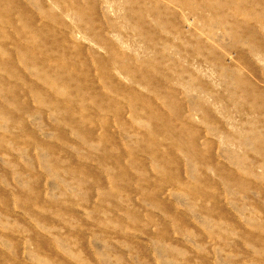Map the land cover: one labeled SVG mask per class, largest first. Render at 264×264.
Masks as SVG:
<instances>
[{
  "label": "rangeland",
  "instance_id": "1",
  "mask_svg": "<svg viewBox=\"0 0 264 264\" xmlns=\"http://www.w3.org/2000/svg\"><path fill=\"white\" fill-rule=\"evenodd\" d=\"M263 93L264 0H0V264H264Z\"/></svg>",
  "mask_w": 264,
  "mask_h": 264
},
{
  "label": "bare ground",
  "instance_id": "2",
  "mask_svg": "<svg viewBox=\"0 0 264 264\" xmlns=\"http://www.w3.org/2000/svg\"><path fill=\"white\" fill-rule=\"evenodd\" d=\"M131 1H132V0H131ZM136 25H137V24H136ZM139 25H140V24H139ZM142 27H143V26H142ZM235 28H237V27H235ZM137 29H139V28H137ZM145 29H146V28H145ZM139 30H140V29H139ZM142 30H144V28H142ZM150 30H151V29H150ZM139 32H140V31H139ZM150 32H151V31H150ZM152 32H153V31H152ZM139 34H140V33H139ZM141 34H143V32H142ZM145 36H146V33H145ZM145 36H144V37H145ZM148 37H149V36H148ZM146 38H147V37H146ZM147 39H148V38H147ZM150 42H151V41H150ZM150 42H149V44H150ZM149 44H148V45H149ZM150 46H151V44H150ZM150 46H149V47H150ZM108 48H109V47H108ZM151 48H152V47H151ZM113 50H114V49H113ZM124 58H125V57H124ZM101 59H102V58H101ZM121 59H122V58H121ZM109 60H110V58L108 59V61H109ZM118 60H119V59H118ZM125 60H126V59H125ZM121 61H122V60H121ZM143 61H144V60H143ZM117 62L119 63V61H117ZM139 62H140V61H139ZM146 62H147V61H146ZM169 62H170V61H169ZM100 63H101V62H100ZM102 63H103V61H102ZM102 63H101V64H102ZM118 63H117V64H118ZM121 63H122V62H121ZM142 63H143V62H142ZM144 63H145V62H144ZM150 63H151V62H150ZM108 64H109V62H108ZM124 64H126V63L124 62ZM136 64H137V62H136ZM115 65H116V64H115ZM151 65H152V63H151ZM102 66H103V64H102ZM138 66H139V65H138ZM130 67H131V66H130ZM140 67H141V66H140ZM223 67H224V65H223ZM131 68H132V67H131ZM148 70H149V69H148ZM177 71H178V70H177ZM179 71H180V70H179ZM128 72H129V71H128ZM148 72H149V71H148ZM180 73H181V72H180ZM136 74H137V73H136ZM140 75H141V74H140ZM181 76H182V75H181ZM243 76H244V75H243ZM243 76H242V77H243ZM184 77H185V76H184ZM239 77H240V76H239ZM197 78H198V77H197ZM234 79H235V78H234ZM240 79H242V81L244 80V78H240ZM141 80H142V79H141ZM194 80H196V79H194ZM194 80H193V81H194ZM199 80H200V79H199ZM144 81H145V80H144ZM200 81H201V80H200ZM227 81H228V80H227ZM140 83H141V82H140ZM243 83H244V82H243ZM141 84H142V83H141ZM151 85H152V84H151ZM250 85H251V84H250ZM152 87H153V86H152ZM240 87H242V86H240ZM240 87H239V88H240ZM255 87H256V86H255ZM226 89H227V88H226ZM230 89H232V88H230ZM230 89H229V90H230ZM247 89H248V88H247ZM236 90H237V89H236ZM239 90H241V89H239ZM254 90H255L254 92H256V89H254ZM245 91H246V90H245ZM131 92H132V91H131ZM131 92H130V94H131ZM233 92H234V91H233ZM245 93H247V91H246ZM256 93H257V92H256ZM256 93H255V94H256ZM130 94H129V95H130ZM230 94H231V93H230ZM233 94H234V93H233ZM235 94H237V93H235ZM238 94H239V92H238ZM263 94H264V93H263ZM156 95H157V94H156ZM159 95H160V94H159ZM241 95H242V94H241ZM134 97L136 98L135 95H134ZM217 97H218V96H217ZM130 98H132V97H130ZM218 98H219V97H218ZM221 98H222V97H221ZM231 98H232V97H231ZM242 98H243V97H242ZM249 98H250V97H249ZM137 99H138V98H137ZM168 99H169V98H168ZM229 99H230V98H229ZM232 99H233V98H232ZM250 99H251V98H250ZM132 100H134V98H133ZM150 100H151V99H150ZM246 100H248V99H246ZM134 101H135V100H134ZM136 101H137V100H136ZM138 101H139V99H138ZM140 101H141V100H140ZM142 101H143V100H142ZM168 101L170 102V100H168ZM235 101H236V100H235ZM238 101H239V100H238ZM244 101H245V100H244ZM251 101H252V100H251ZM131 102H132V101H131ZM149 102H150V101H149ZM149 102H148V103H149ZM152 102H153V100H152ZM245 102H246V101H245ZM133 103H134V102H133ZM133 103H132V104H133ZM242 103H243V102H242ZM258 103H259V102H258ZM136 104H137V103H136ZM138 105H139V104H138ZM241 105H242V104H241ZM241 105H240V106H241ZM251 105H252V104H251ZM253 105H254V104H253ZM237 106H238V105H237ZM241 107H242V106H241ZM243 107H244V106H243ZM243 107H242V108H243ZM245 108H246V107H245ZM262 108H263V107H262ZM251 110H252V109H251ZM242 111H244V110H242ZM262 111H263V110H262ZM244 112H245V111H244ZM244 112H243V113H244ZM249 112H250V111H249ZM241 113H242V112H241ZM247 113H248V112H247ZM251 113H252V112H251ZM255 113H256V112H255ZM259 113H261V112L259 111ZM263 113H264V111H263ZM263 113H262V114H263ZM249 114H250V113H249ZM249 114H248V116H249ZM242 115H243V114H242ZM245 115H247V114H245ZM255 115H257V113H256ZM263 115H264V114H263ZM246 117H247V116H246ZM255 117H257V116H255ZM263 117H264V116H263ZM207 118H208V117H207ZM244 118H245V117H244ZM249 118H250V117H249ZM208 119H210V118H208ZM245 119H246V118H245ZM253 119H256V118H253ZM243 120H244V119H243ZM248 120H249V119H248ZM250 120H251V119H250ZM250 120H249V121H250ZM212 121H213V119H212ZM249 121H248V122H249ZM243 122H245V121H243ZM260 122H261V121H260ZM241 125H242V124H241ZM257 125H258V124H257ZM263 125H264V124H263ZM239 126H240V125H239ZM259 126H260V125H259ZM237 127H238V126H237ZM246 127L248 128V126H246ZM257 127H258V126H257ZM244 128H245V126H244ZM237 130H238V129H237ZM239 130H240V129H239ZM242 130H243V129H242ZM255 131H256V127L253 128V129H251V132H252L253 134L255 133ZM260 131H261V130H260ZM244 132H245V131H244ZM261 132H262V131H261ZM262 134H264V132H263ZM235 136H236V135H235ZM240 136H241V135H240ZM256 137H257V136H256ZM263 138H264V137H263ZM246 139H247V138H246ZM256 140H257V139H256ZM242 142H243V141H242ZM260 142H261V140H260ZM244 143H245V140H244ZM244 143H243V144H244ZM245 144H246V143H245ZM240 145H242V144H240ZM258 145H259V144H258ZM245 146H247V144H246ZM254 146H256V145H254ZM251 147H252V146H251ZM255 148H256V147H255ZM241 149H243V147H242ZM247 149H248V148H247ZM258 149H259V148H258ZM259 150H260V149H259ZM244 151H245V150H244ZM247 154H248V153H247Z\"/></svg>",
  "mask_w": 264,
  "mask_h": 264
}]
</instances>
